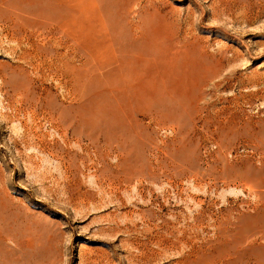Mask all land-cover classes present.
Listing matches in <instances>:
<instances>
[{
	"label": "rangeland",
	"instance_id": "1",
	"mask_svg": "<svg viewBox=\"0 0 264 264\" xmlns=\"http://www.w3.org/2000/svg\"><path fill=\"white\" fill-rule=\"evenodd\" d=\"M0 264H264V0H0Z\"/></svg>",
	"mask_w": 264,
	"mask_h": 264
},
{
	"label": "bare ground",
	"instance_id": "2",
	"mask_svg": "<svg viewBox=\"0 0 264 264\" xmlns=\"http://www.w3.org/2000/svg\"><path fill=\"white\" fill-rule=\"evenodd\" d=\"M49 1V0H48ZM226 1V0H225ZM237 1V0H236ZM56 2V1H55ZM58 2V1H57ZM56 2V3H57ZM249 2V1H248ZM237 3V2H236ZM252 3V2H251ZM256 3H257V1H256ZM261 3H262V1H261ZM235 4V3H234ZM233 5V4H232ZM261 5V4H260ZM263 5V4H262ZM49 6V5H48ZM225 6V5H224ZM262 7V6H261ZM64 8V7H63ZM235 8V7H234ZM41 9V8H40ZM225 9V8H224ZM244 9V8H243ZM43 10V9H42ZM231 10V9H230ZM245 10V9H244ZM257 10V9H256ZM9 11V10H8ZM225 11V10H224ZM26 12V11H25ZM40 12V11H39ZM44 12V11H43ZM22 13V12H21ZM27 13V12H26ZM42 13V12H41ZM68 14V13H67ZM250 14V13H249ZM248 14V15H249ZM253 14V13H252ZM18 15V14H17ZM244 15V14H243ZM251 15V14H250ZM249 15V16H250ZM16 16V15H15ZM247 16V15H246ZM17 17V16H16ZM20 17H21V14H20ZM10 18H11V15H10ZM15 18V17H14ZM63 18V17H62ZM12 20V19H11ZM33 20V19H32ZM60 20H61V18H60ZM19 22H20V19L18 20ZM22 21V20H21ZM42 21V20H41ZM33 22V21H32ZM43 22V21H42ZM47 22V21H46ZM11 23V22H10ZM38 23V22H37ZM14 24V23H13ZM27 24H28V22H27ZM36 24V23H35ZM61 24V23H60ZM8 25V24H7ZM29 25H31V23L29 24ZM38 26H39V24H38ZM10 27H12V25L10 26ZM25 28V27H24ZM29 28V27H28ZM9 29V28H8ZM30 29V28H29ZM35 30V29H34ZM39 30V29H38ZM37 30V31H38ZM31 31V30H30ZM47 31V30H46ZM54 31V30H53ZM48 32V31H47ZM10 33V32H9ZM11 36V35H10ZM22 36V35H21ZM51 36V35H50ZM57 36V35H56ZM23 37V36H22ZM48 37V36H47ZM15 38V37H14ZM16 38H17V36H16ZM29 38H30V36H29ZM33 38V37H32ZM45 38V37H44ZM43 38V39H44ZM49 38V37H48ZM13 39V38H12ZM27 39H28V37H27ZM50 40V39H49ZM23 41V40H22ZM26 41V40H25ZM31 41V40H30ZM70 42V41H69ZM22 43V42H21ZM34 43V42H33ZM45 43V42H44ZM47 43V42H46ZM29 44V43H28ZM43 44V43H42ZM30 46V45H29ZM43 46V45H42ZM71 48V47H70ZM36 49V48H35ZM18 50V49H17ZM34 51V50H33ZM56 51V50H55ZM71 51V50H70ZM41 54V53H40ZM28 56H31V55H28ZM52 59V58H51ZM47 60V59H46ZM72 60V59H71ZM75 62V61H74ZM79 62V61H78ZM80 63V62H79ZM43 64V63H42ZM49 64H50V62H49ZM44 65V64H43ZM56 66V65H55ZM48 67V66H47ZM54 69V68H53ZM56 70V69H55ZM147 70V69H146ZM59 72V71H58ZM67 73V72H66ZM147 74V73H146ZM124 89V88H123ZM215 92V91H214Z\"/></svg>",
	"mask_w": 264,
	"mask_h": 264
}]
</instances>
